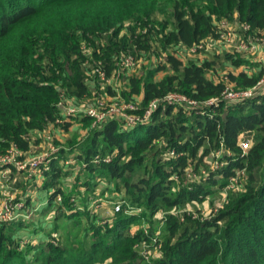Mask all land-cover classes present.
<instances>
[{
  "label": "trees",
  "instance_id": "obj_1",
  "mask_svg": "<svg viewBox=\"0 0 264 264\" xmlns=\"http://www.w3.org/2000/svg\"><path fill=\"white\" fill-rule=\"evenodd\" d=\"M224 20L238 42L258 44L264 0H0V154L14 149L28 159L41 153L34 149L47 143L53 125L69 131L80 122L87 130L66 146L76 149L81 168L75 181L82 190L63 186L72 171L53 160L43 174V220L0 222V264H101L109 258L108 264H264V84L233 103L222 95L228 85L240 91L257 86L264 62L251 58V49L219 50ZM128 56L136 61L132 70L121 65ZM227 64L246 69L223 76ZM171 93L219 101L200 106L210 108L207 115L197 113L200 107L162 102L147 122L131 128L119 116L94 125L85 112L64 114L66 105L99 108L111 97L143 115L153 100ZM247 139L252 144L244 152L240 142ZM66 148L57 154L64 156ZM220 149L225 165L188 177L209 168L211 152ZM242 170L240 185L226 191ZM105 194L122 201V210L113 206L108 217L87 209ZM221 197L223 206L215 207ZM208 198L206 217L201 206ZM133 208L142 213H128ZM144 245L156 246L158 256L149 260Z\"/></svg>",
  "mask_w": 264,
  "mask_h": 264
},
{
  "label": "built area",
  "instance_id": "obj_2",
  "mask_svg": "<svg viewBox=\"0 0 264 264\" xmlns=\"http://www.w3.org/2000/svg\"><path fill=\"white\" fill-rule=\"evenodd\" d=\"M228 24L229 23H227L225 20L218 23L219 27L221 28V36H220V39L218 41L219 43H223L226 40V41L231 43V46L225 45L226 47H235L238 50H245V51L253 49L256 46V44H254L252 42V40H249V42H246V41L238 42L237 40H235L236 37L234 36L233 28L231 27V25H228ZM246 27H248V26H246ZM212 43L215 44V43H217V41H213ZM191 51L192 52L195 51V48H192ZM130 61L132 62V65L136 62L134 57L128 56L126 58L121 59V65L124 66L125 68H132L130 66H125V65H128V62H130ZM135 64H134V66H135ZM100 74L103 76V73L100 72ZM103 79H105V78H103ZM261 84H264V76L261 79V81L258 83L257 86L250 88V89H247V90H243V91L235 90L232 85H228L227 88L225 89V92H224L225 99H226L227 93H229V96H230L229 100H231V101H239V100H244L246 98H250L256 94V90H257L258 86H260ZM246 94L248 96H245ZM162 102H165L167 104H172V105H176V104L177 105H187L191 108H198L204 104L210 105L214 102V100L198 101L195 99H190V98L186 97L185 95L171 93V94H168L167 96H165L162 100H158V99L153 100L149 104L148 108L146 109V111L144 112L143 115L129 112L130 109L135 108L134 104L129 106L128 110L126 112H120V111L115 110L114 104L106 105L105 102H103V103L101 102V106H105V107L100 106L99 108L96 106H89L88 108H85L84 106H79V108H76L75 106L66 105L65 106V113H66V116H72V115L78 114L80 112H85L94 118V125H96L98 123H103L109 117L119 116L124 120L125 126L127 128H129V127L131 128V127H134L140 123L147 122L149 120V118H151V115L153 114V112L157 108H159V106ZM48 139H50L49 136H48ZM251 144H252L251 140H248V139L242 140L240 142V145H241L242 149L244 150V152L250 148ZM54 146H55V144L49 145L45 151H43L37 155L28 157V159L19 158V152L17 150L12 149V150H10V152L8 154H4V155L0 154V167H3L2 166L3 164L8 163V164H10L9 167H11V166L15 167L16 169L23 171V172H26L29 175H33V174L43 175L45 172H47L51 169L52 161H53L55 155L59 151V150L56 151ZM58 149H60L59 146H58ZM222 153H223V149L211 152L210 160H209V168H202L200 173L191 172V173H189L188 177L196 180V179H199L201 176H203V177L207 176L209 174V171H216L217 169L221 168L223 165L226 164L225 161L221 160ZM170 155L174 156L176 154L174 151H171ZM98 160H99V158L97 157L95 159V161H98ZM38 170H41V171L38 172ZM237 173H238V175L234 179L232 178L233 180L231 181L227 190L236 189L237 185H240L239 182H240V180H242L244 170L238 171ZM226 197H227V195H226ZM58 200H61V197H58ZM16 204H19L18 205L19 208L17 207L15 209L16 213H18V209L23 210V208H25L24 202H19ZM222 204L223 203L219 204V206H217V207H222ZM6 205H8V204H6ZM120 210H122V201L118 202L117 204L114 205V212H118ZM186 212L188 214L193 215V217H195V214H193L195 211L193 210V208L191 206H189L186 209ZM210 212L207 213V212L202 210L203 215L206 217L210 214ZM175 213L179 214V212H175ZM163 215H164V213H163ZM11 219L12 218H10V220ZM2 221H6V219L5 218L0 219V222H2ZM142 250L146 256L150 255V250L146 245H144L142 247Z\"/></svg>",
  "mask_w": 264,
  "mask_h": 264
},
{
  "label": "rangeland",
  "instance_id": "obj_3",
  "mask_svg": "<svg viewBox=\"0 0 264 264\" xmlns=\"http://www.w3.org/2000/svg\"><path fill=\"white\" fill-rule=\"evenodd\" d=\"M228 25H230V24H228ZM233 32H234V29H233ZM233 40V39H232ZM235 40H237V39H235ZM238 41V40H237ZM231 46V43L230 42H228V41H226L225 40V42H223V43H220L219 45H218V47H219V50H225V47L226 46ZM226 48H228V47H226ZM206 53H208V52H205L204 54H206ZM203 54V55H204ZM249 56L251 57V58H253V59H255L258 63H263L264 61V39H259V41H258V44H256V46L253 48V49H251V51H249ZM135 64V63H134ZM134 64L132 65V62L130 61V62H128V65H125V66H130V67H132L130 70H132L134 67ZM132 65V66H131ZM136 65V64H135ZM243 69H246V68H244V67H239L238 69H235L234 68V66H232V65H229V64H227V67H226V69H224L223 70V72L221 73L223 76H225V71L228 73V72H230V71H234V72H238V71H240V70H243ZM249 73H251V74H253L255 71H253V69H251L250 71H248ZM218 79V78H217ZM107 81H109V80H107ZM226 81L228 82V83H230L227 79H226ZM114 84H116L117 86H118V84H117V82L116 81H114ZM118 89H120V87H117ZM224 92H225V90L223 91V96H224ZM257 94V93H256ZM182 95V94H181ZM245 96H248L247 94L245 95ZM186 97H188V96H186ZM189 98V97H188ZM229 98H230V96H229V93H227L226 94V101H230L231 103H233V102H235V101H231V100H229ZM190 99H192V98H190ZM223 99H225V96L223 97ZM228 99V100H227ZM209 100H214V102L212 103V104H210V105H206V106H214L215 104H217L218 103V101H219V99L218 98H211V99H209ZM114 101V102H113ZM123 100H121V101H115L113 98H106V99H104V102H105V104L106 105H112V104H114V108H115V110H117V111H120V112H126L127 110H128V107L129 106H131L132 105V103H127V102H122ZM123 109V110H122ZM125 109V110H124ZM200 111H197V113L198 114H203V115H207L208 113H209V111H210V108H205V107H200ZM64 114H65V116H66V113L64 112ZM85 114H87V113H85ZM72 116H78V114H75V115H72ZM208 116H213L212 115V113H210V115H208ZM74 124V123H73ZM53 127H58V126H54L53 125ZM57 129H59V128H57ZM56 129V130H57ZM60 129H62V130H64L62 127H60ZM80 129H81V126H79V135H77V133L76 132H74V128H73V126L72 127H70V130L69 131H67V130H64V132L63 133H69L70 134V136L71 137H68V138H74V137H77V139L79 140V141H81L82 139H84V137L86 136V135H83L82 134V132L80 133ZM54 133L56 134V132H55V130H54ZM54 133H53V131H51L50 129L48 130V132L46 133V136H45V139L47 140V143H46V146H48V145H52V144H55V146L57 147H55L54 146V148H55V150L57 151V150H60V149H58V146L60 147H64L65 146V148H66V146H68L67 145V143H68V140H65V138L64 137H61L60 136V134H58V137H57V139H56V137H55V135H54ZM64 135V134H63ZM48 136L50 137V139H48ZM57 140L58 142H56V143H54L55 141H53V140ZM57 143H58V145H57ZM60 147V148H61ZM47 149V148H46ZM45 149V150H46ZM66 149H68V148H66ZM75 148L73 147V149L72 150H74ZM44 150V151H45ZM68 150H70V149H68ZM43 152V151H42ZM59 152V151H58ZM9 165L10 164H8V163H5V164H3L2 166L3 167H0V179L2 180L1 181V183H0V188H1V190H0V192L2 191V193H0V219H3V218H5L6 219V221H12V220H19L20 218H25V219H33L35 216H36V214H37V216L35 217V219H41V220H43V218H42V215L40 214V210L38 211V213H36V211H35V208H27V206H25V208H23V210H20V209H18V213H16L15 212V209L18 207V205L19 204H16V203H19V202H24L25 201V199H27V197H30L31 198V195H29V196H27V193H25L26 191H29V192H31L32 191V193H33V195H34V192H33V190L34 189H31V188H23L24 190H22L21 188H13L14 187V185L12 184V181H11V174H12V171H14V170H16V169H14V168H11V170H7V168L9 167ZM79 168H81L80 166H79ZM220 169V168H219ZM80 170V169H79ZM218 170V169H217ZM17 172H18V169L16 170ZM20 171V170H19ZM39 171H41V170H38V172ZM211 173H213V172H211ZM85 174V172H83L82 171V175H84ZM39 177V176H41L40 174H33V175H29V174H26V177H27V179H35L36 177ZM5 179V180H4ZM100 179V178H99ZM40 180V179H39ZM69 180H71V179H69ZM65 182H67V180L66 179H64V182H63V186L64 187H66V183ZM68 183V182H67ZM72 184V185H70V184ZM69 185L71 186L70 188H74V186L75 185H79V188H80V190H82V188H83V186L81 185V182H79V183H77L76 184V181H75V178L73 179V180H71V181H69ZM7 185L8 186H10V187H7ZM70 188H68L67 190H70ZM226 190H227V188H226ZM226 192L224 191L223 193H222V196L225 198L226 197ZM223 197H221L220 199H218L217 200V202H219V200L221 201V203H223V202H225V200H224V198ZM32 200V199H31ZM30 202V201H29ZM118 202H121V201H116V200H114V199H112V197H110V195H108V194H105V195H101L99 198H96V199H94L93 201H92V204L89 206V208H87L88 210H91V211H93V212H95L96 214H97V212H99V209H100V211L101 210H104V214H106V216H112L113 215V213H112V207L115 205V204H117ZM12 203V204H11ZM220 203V204H221ZM6 204H8V205H6ZM28 204V200L26 201V203H25V205H27ZM218 205L216 204V202H215V207H217ZM222 206H223V204H222ZM19 208V207H18ZM80 208H82V210H85L86 208H85V206L84 207H80ZM84 208V209H83ZM130 208V207H129ZM201 208H202V210L203 211H205V212H207V213H209L211 210H212V207H211V205H210V199L208 198L204 203H203V205L201 206ZM36 213V214H35ZM54 213V212H53ZM128 213H133V214H136V215H139V214H141L142 213V209H138V208H133V209H130L129 211H128ZM173 213V212H172ZM15 214V215H14ZM165 214V213H164ZM174 214V213H173ZM50 215H53L52 214V212L50 213ZM162 216H164L163 215V211H161V216L160 217H162ZM20 217V218H19ZM10 218H12L11 220H10ZM107 220H109V218H107L106 220H101L100 222H102V221H107ZM147 225V224H146ZM136 227H138V225H135L134 227H133V229H135ZM51 230V229H50ZM47 232V234L49 235V229H47L46 230ZM59 236V233L57 234L56 233V235H55V238L56 237H58ZM35 239H33V241H34ZM29 241V240H28ZM39 241H37V242H35V243H38ZM137 246H139L138 244H137ZM155 256H158V248L155 246V248H154V250H152V251H150V259L149 260H152V257H155ZM110 258L109 259H107V260H105L103 263H101V264H108L109 262H110Z\"/></svg>",
  "mask_w": 264,
  "mask_h": 264
},
{
  "label": "crops",
  "instance_id": "obj_4",
  "mask_svg": "<svg viewBox=\"0 0 264 264\" xmlns=\"http://www.w3.org/2000/svg\"><path fill=\"white\" fill-rule=\"evenodd\" d=\"M72 126L74 128V132H76L77 135H79V126H81L80 133L82 132L83 135H85L87 133V130L83 129V127H82L80 122L74 123ZM57 128H59V129H57ZM49 129L51 131H53V133H54V130H55L56 134L54 133V135H55L56 139L58 137V134H60L61 137H64L65 140H68V139H70L68 137H71L69 133H63L64 130L60 129V127H53L52 126ZM46 148H48L46 146V142H45V144H43L41 142L39 144V146L36 149H34V150L35 151L39 150V149H41V150L44 149L45 150ZM75 150L76 149L71 150V151L70 150L66 151V154L64 156H62V157L59 156V154H56L54 159H53V160H58L60 162V164L63 166L64 169H66V170L69 169L70 171H72V174H73L72 177H67L66 178L68 183H69V181L73 180L76 175H79V169H80L79 166L80 165H79L78 158H76ZM11 175H12L11 176V181H12V184L14 185L13 188H21L22 190H24L23 188L34 189L33 190L34 195H33L32 191L31 192H29V191L25 192V193L28 192L27 196L31 195V198L27 197V199H26V200H28L27 208H31V207L35 208L36 213H38L39 210L44 212L46 206L48 205V193L46 192V190L42 189V188H45L44 187L45 176L41 175L39 177L35 176L36 177L35 179H27L25 174L17 172L16 170L12 171ZM69 179H71V180H69ZM1 181L2 180L0 179V183H1ZM67 182H65L67 184L65 188H70L71 187L70 185H72V184L69 183L70 184L69 185ZM7 187H10V186L7 185ZM0 190H1V188H0ZM0 193H2V191ZM48 212L45 215H48ZM50 213H49V217L52 216V215H50ZM52 214H54V213L52 212ZM36 216H37V214H36ZM37 241H38V239H35L33 242L35 243Z\"/></svg>",
  "mask_w": 264,
  "mask_h": 264
}]
</instances>
